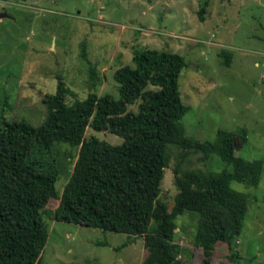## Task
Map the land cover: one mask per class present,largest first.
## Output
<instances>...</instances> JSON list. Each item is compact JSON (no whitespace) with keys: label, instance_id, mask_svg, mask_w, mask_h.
I'll list each match as a JSON object with an SVG mask.
<instances>
[{"label":"rangeland","instance_id":"1","mask_svg":"<svg viewBox=\"0 0 264 264\" xmlns=\"http://www.w3.org/2000/svg\"><path fill=\"white\" fill-rule=\"evenodd\" d=\"M203 7L204 21L199 17ZM84 45L90 63L83 58ZM143 49L186 59L179 86L188 109L181 120L188 138L214 142L220 131L236 136L245 131L247 140H237V155L264 162V0H0V121L41 126L47 117L44 97L56 93L58 77L72 92L69 105L91 93L120 99L114 75L124 66L134 67L133 52ZM222 51L233 55L229 67ZM130 110L138 111V105ZM94 136L123 143L89 127L85 140ZM57 148L56 189L62 197L79 149ZM170 150L158 202L174 213L181 195L176 170L205 171L211 165L222 172L228 166L216 154L210 162L201 152ZM232 188L251 198L245 227L234 252L227 244L217 245L212 264H264V172L258 187L233 182ZM59 205L54 199L44 212L49 237L42 264H143L147 258L143 238L59 222ZM198 220L191 211L176 218L173 243L182 251L183 264L204 259L195 245Z\"/></svg>","mask_w":264,"mask_h":264},{"label":"trees","instance_id":"2","mask_svg":"<svg viewBox=\"0 0 264 264\" xmlns=\"http://www.w3.org/2000/svg\"><path fill=\"white\" fill-rule=\"evenodd\" d=\"M205 12V7L199 12L203 21ZM84 48L83 58L90 63ZM220 56L229 67L232 53ZM132 61L134 67L124 66L114 75L118 100L91 93L69 105L72 92L58 77L56 93L44 97L47 117L41 126L0 121V264H42L49 237L44 212L54 199H60L59 222L143 238L148 252L143 264H183L178 259L182 251L173 242L176 218L186 211L199 215L195 245L204 255L201 264H212L219 243L235 251L251 198L232 183L258 187L264 162L237 155V140H247L245 131L237 136L220 131L216 141L205 143L185 135L181 120L188 109L179 80L188 64L183 56L143 49L134 50ZM94 77L91 69L92 81ZM136 104L138 111H131ZM89 127L108 131L123 143L112 145L96 136L85 140ZM59 144L79 149L62 197L56 189ZM171 147L201 152L210 162L216 154L228 166L222 172L211 165L205 171L176 170L181 195L174 213L158 202Z\"/></svg>","mask_w":264,"mask_h":264}]
</instances>
